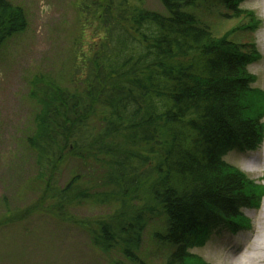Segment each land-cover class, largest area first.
I'll list each match as a JSON object with an SVG mask.
<instances>
[{"label": "trees", "instance_id": "16d2710c", "mask_svg": "<svg viewBox=\"0 0 264 264\" xmlns=\"http://www.w3.org/2000/svg\"><path fill=\"white\" fill-rule=\"evenodd\" d=\"M93 1L104 37L70 86L31 83L40 109L27 144L40 195L4 224L41 212L69 221L74 207L111 205L89 227L95 247L135 261L145 230L162 219L156 237L175 248L169 264H194L191 249L220 226L244 224L241 210L264 197V186L225 161L263 140L264 93L248 72L254 53L187 11L202 0H160L164 13L133 0ZM222 1L236 10L244 0ZM27 28L26 11L0 0V48ZM72 162L78 168L63 185Z\"/></svg>", "mask_w": 264, "mask_h": 264}, {"label": "rangeland", "instance_id": "374dc122", "mask_svg": "<svg viewBox=\"0 0 264 264\" xmlns=\"http://www.w3.org/2000/svg\"><path fill=\"white\" fill-rule=\"evenodd\" d=\"M8 1L26 11L28 28L0 48V264H169L175 248L156 237L165 230L162 219L154 220L145 230L135 261L120 249L105 252L95 247L89 227L107 218L114 211L111 205L74 207L69 221L41 212L4 224L10 216L32 207L40 195L34 185L35 156L27 144L40 109L31 97L32 81L51 77L70 86L76 68H83L104 37L102 11L93 0ZM133 1L136 7L165 12L160 0ZM262 1L244 0L235 10L222 0H202L187 11L216 37L227 36L244 53H254L248 72L254 77L252 88L264 93V15L258 10ZM80 76L81 80L84 75ZM225 161L255 186H264V134L258 149L232 151ZM77 168L72 162L64 169L63 185ZM241 214L244 224L236 229L220 226L203 245L190 250L196 256L194 264H234V257L252 255L264 235V197Z\"/></svg>", "mask_w": 264, "mask_h": 264}, {"label": "bare ground", "instance_id": "6f19581e", "mask_svg": "<svg viewBox=\"0 0 264 264\" xmlns=\"http://www.w3.org/2000/svg\"><path fill=\"white\" fill-rule=\"evenodd\" d=\"M258 10L262 11L264 15V0L259 3ZM234 264H264V235L260 239V242L256 244L255 251L252 255H241V257H234L231 260Z\"/></svg>", "mask_w": 264, "mask_h": 264}]
</instances>
